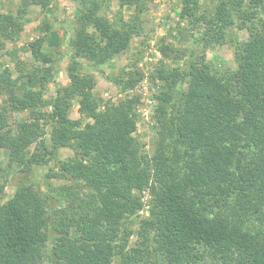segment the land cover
Here are the masks:
<instances>
[{"label":"trees","instance_id":"1","mask_svg":"<svg viewBox=\"0 0 264 264\" xmlns=\"http://www.w3.org/2000/svg\"><path fill=\"white\" fill-rule=\"evenodd\" d=\"M78 1L81 28L71 45L94 69L127 50L131 37L138 35L137 23L112 27L99 15L96 1ZM120 1L134 7L138 18L147 2ZM213 1L214 15L196 18L207 25L205 34L213 41L224 39L227 27L241 31L250 25L254 31L242 41L234 35L233 70L214 72L193 60L184 71H157L165 90L155 97L159 151L151 158L133 138V98L98 111L91 93L94 81L80 72L75 60L69 70L71 85L57 92L50 113L37 111V92L8 94L11 108L30 111V120L13 129L11 112L0 106V149L8 152V166L21 165V173H34L32 164L40 163L34 155L26 159L24 151L38 133V121L49 118V155L60 149L73 153L69 163H60V177L70 186L80 177L88 178L99 202L87 212L55 222L53 214L46 218V210L55 209L50 185L47 194L27 182L17 185L0 206V264H44L43 245L49 236L57 243L50 264H115L117 257L129 264H264V19L257 16L264 0ZM198 3L183 0L182 16L192 18ZM19 19L0 15V50L4 40L18 34ZM87 28L97 31L101 40L89 43ZM39 47L40 41L31 44L35 57ZM139 73L128 72L124 88H133ZM0 77L13 85L7 73ZM176 85L186 88L174 94ZM75 97L80 114L93 120L85 129L67 117L68 101ZM171 143L182 145L183 151H167ZM88 160L94 163L91 167L84 164ZM60 190L70 188L62 185ZM144 191L150 197L149 210L141 219ZM125 214L136 219L141 238L153 244L155 261L148 246H136L125 255L124 243L112 244L116 237L119 243L125 241L120 231ZM71 228L78 237L71 238Z\"/></svg>","mask_w":264,"mask_h":264},{"label":"rangeland","instance_id":"2","mask_svg":"<svg viewBox=\"0 0 264 264\" xmlns=\"http://www.w3.org/2000/svg\"><path fill=\"white\" fill-rule=\"evenodd\" d=\"M94 1L99 5V15L110 26L118 28L122 23H137L138 35L131 37L127 50L93 69L89 68L92 63L83 55H76L75 48L71 45L81 28L78 0H0V15L18 16L21 23L18 34L13 39L4 40L0 50V74L7 73L9 82L13 83L12 85L6 80L3 82L0 77V106L11 112L9 125L13 129L17 123L30 120V111L11 108L8 94L21 96L25 91L37 92V111L50 113L57 92L62 93V88L71 85L69 70L72 60H75L80 72L88 74L94 81L91 93L98 104V111L133 98L136 102L133 107L136 121L133 138L140 143L144 156L151 158L159 151L158 125L155 122L158 102L155 97L165 90V83L157 76V71L175 68L184 71L193 60L196 64L205 63L214 72L233 70L235 65L231 42L234 35L242 41L254 30L250 29V25L241 31L227 27L224 29V39L213 41L210 35L205 34L207 25L196 20L201 16L208 20L214 15L216 2L213 0H199L198 10L190 19L181 14L183 0H147L139 18L134 7L121 5L120 0ZM246 5L244 3V7ZM257 12L258 18L264 19V9L260 8ZM86 33L90 36L89 43L95 44L101 40L100 34L92 28H87ZM37 41H40V47L39 55L35 57L31 44ZM135 70L140 72L141 78H138L133 88H124L123 82L129 78L127 73ZM8 88L12 92L8 93ZM185 88L176 85L174 94ZM68 104L67 117L72 122L79 123L76 126L78 129H85V125L93 122L80 114L78 97L70 99ZM170 109L171 106H168L166 112L169 113ZM38 124L36 137L24 151L26 159L34 155L36 162L40 163L32 164L33 174L21 173V165L10 168L7 164L8 152L0 149V206L10 200L17 185L27 182L34 185V189L38 187L44 194H47L48 186H51L50 194L55 209L52 212L47 209L46 218L48 213L54 215L55 222L74 213L87 212V208H94L99 202L98 192L93 184L87 183L88 178L80 177L76 179L75 185L70 186L71 183L59 175L60 163H69L73 159L72 151L60 149L56 155L50 156L52 132L49 118L38 121ZM172 145L175 147H170L167 151H183L182 145L171 143L170 146ZM84 164L91 167L94 163L88 160ZM62 185L68 186L70 190H60ZM140 198L144 207L138 211V217L146 219L150 199L148 192H142ZM120 231L125 234V241L121 240L122 243H119V237H116L111 242L115 246L124 243L123 254L129 253L136 246L144 245L149 247L151 260H156L153 244H148L149 241L141 238L139 225L134 217L125 214ZM70 236L78 237L76 228H71ZM104 238L108 240L107 237ZM111 242L108 241V244ZM56 245V239L49 236L48 242L43 245L44 264H50L49 255ZM121 260V257H117L115 264H129Z\"/></svg>","mask_w":264,"mask_h":264}]
</instances>
